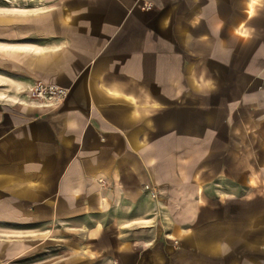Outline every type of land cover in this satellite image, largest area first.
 Returning <instances> with one entry per match:
<instances>
[{"label": "crops", "instance_id": "crops-1", "mask_svg": "<svg viewBox=\"0 0 264 264\" xmlns=\"http://www.w3.org/2000/svg\"><path fill=\"white\" fill-rule=\"evenodd\" d=\"M12 1L0 264H264V0Z\"/></svg>", "mask_w": 264, "mask_h": 264}, {"label": "built area", "instance_id": "built-area-1", "mask_svg": "<svg viewBox=\"0 0 264 264\" xmlns=\"http://www.w3.org/2000/svg\"><path fill=\"white\" fill-rule=\"evenodd\" d=\"M69 89L43 83H36L29 89V97L40 106L47 109L59 107L68 97ZM156 198V193L151 194Z\"/></svg>", "mask_w": 264, "mask_h": 264}, {"label": "rangeland", "instance_id": "rangeland-1", "mask_svg": "<svg viewBox=\"0 0 264 264\" xmlns=\"http://www.w3.org/2000/svg\"><path fill=\"white\" fill-rule=\"evenodd\" d=\"M7 1L10 2V3H7V2H6V3L8 4V8H10V6H11V1H12V0H7ZM12 2H13V1H12ZM25 2H27V1H25ZM25 2H24V3H25ZM13 4H14V2H13Z\"/></svg>", "mask_w": 264, "mask_h": 264}, {"label": "bare ground", "instance_id": "bare-ground-1", "mask_svg": "<svg viewBox=\"0 0 264 264\" xmlns=\"http://www.w3.org/2000/svg\"><path fill=\"white\" fill-rule=\"evenodd\" d=\"M38 2L42 3V0H38ZM15 5L13 4V2L11 1V7H14Z\"/></svg>", "mask_w": 264, "mask_h": 264}]
</instances>
